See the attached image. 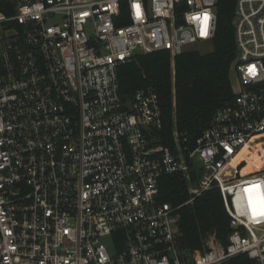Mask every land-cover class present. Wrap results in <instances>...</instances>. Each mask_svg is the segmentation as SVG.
<instances>
[{
  "label": "built area",
  "instance_id": "obj_1",
  "mask_svg": "<svg viewBox=\"0 0 264 264\" xmlns=\"http://www.w3.org/2000/svg\"><path fill=\"white\" fill-rule=\"evenodd\" d=\"M217 25V0H0V264H264V0H236L235 100L198 137L158 145L155 89L120 95L119 65ZM168 175L180 207L158 201ZM214 188L233 233L191 250L178 211Z\"/></svg>",
  "mask_w": 264,
  "mask_h": 264
},
{
  "label": "trees",
  "instance_id": "obj_2",
  "mask_svg": "<svg viewBox=\"0 0 264 264\" xmlns=\"http://www.w3.org/2000/svg\"><path fill=\"white\" fill-rule=\"evenodd\" d=\"M236 0H217V33L210 51L190 50L172 59L167 51L139 54L117 69L120 95L125 102L145 87H153L159 97L162 128L153 133L158 145L172 148L174 129L181 136L198 137L216 112L235 100L230 67L236 58L234 15ZM158 201L180 207L191 199L190 185L179 175L160 179ZM182 243L201 249L203 238L216 233L227 243L233 233L219 190L204 192L193 203L181 207ZM225 264H251L238 256Z\"/></svg>",
  "mask_w": 264,
  "mask_h": 264
},
{
  "label": "rangeland",
  "instance_id": "obj_3",
  "mask_svg": "<svg viewBox=\"0 0 264 264\" xmlns=\"http://www.w3.org/2000/svg\"><path fill=\"white\" fill-rule=\"evenodd\" d=\"M191 50H199L201 52H207V51H210V47H208V46H197Z\"/></svg>",
  "mask_w": 264,
  "mask_h": 264
}]
</instances>
